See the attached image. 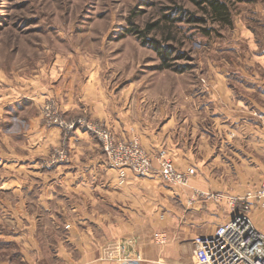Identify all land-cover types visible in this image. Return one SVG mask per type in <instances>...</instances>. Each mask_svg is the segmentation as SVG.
I'll return each instance as SVG.
<instances>
[{"label": "rangeland", "instance_id": "1", "mask_svg": "<svg viewBox=\"0 0 264 264\" xmlns=\"http://www.w3.org/2000/svg\"><path fill=\"white\" fill-rule=\"evenodd\" d=\"M198 1L0 0V264H29L37 251L52 264L58 235L67 234L39 228L30 252L21 238V207H41L38 173L51 172L52 159H67L62 146L51 145L52 131L72 124L93 135L103 153L102 131L114 134L90 109L60 115L57 90L66 84L65 94L84 108L76 78L99 79L114 115H126L131 128L140 122L142 130L159 131L171 112L199 117L216 65L231 73L249 42L264 47V0H221L231 25L216 22ZM43 144L51 145L48 153L34 154ZM262 179H250L246 190ZM161 232L154 236L160 246L167 243H159Z\"/></svg>", "mask_w": 264, "mask_h": 264}, {"label": "crops", "instance_id": "2", "mask_svg": "<svg viewBox=\"0 0 264 264\" xmlns=\"http://www.w3.org/2000/svg\"><path fill=\"white\" fill-rule=\"evenodd\" d=\"M245 47L240 61L231 64L234 75L216 65L212 91L199 117L171 112L159 131L142 130L140 122L131 128L126 115H114L99 79L76 78L84 108L72 92L65 94L66 84L57 90L60 115L70 118L90 109L93 120L106 123L118 139L136 138L155 156L165 150L178 168L195 167L197 174L186 188L168 185L158 175L140 178L131 172L121 184L93 135L72 124L65 130L58 126L51 145L62 146L67 159H52L51 172L38 173L42 210H32L28 203L21 207L20 227L27 229L21 238L28 251L39 243L38 229L47 226L60 233L68 229L57 237L52 264L191 263L196 236L212 234L230 221L237 212L231 200L244 195L250 179L264 177V101L254 100L255 95L264 98V47L256 42ZM48 108L42 106L43 111L53 106ZM51 145L39 146L34 154L48 153ZM154 164L158 166L157 159ZM251 215L264 232V211ZM158 230L168 236L165 245L154 242ZM36 254L28 263L46 264L44 254Z\"/></svg>", "mask_w": 264, "mask_h": 264}, {"label": "built area", "instance_id": "3", "mask_svg": "<svg viewBox=\"0 0 264 264\" xmlns=\"http://www.w3.org/2000/svg\"><path fill=\"white\" fill-rule=\"evenodd\" d=\"M102 147L110 167L118 172L121 184L131 172L140 178L158 175L168 185L187 187L197 174L195 167L178 168L165 150L155 156L138 139L120 140L110 130L102 131ZM155 159L158 166L154 164ZM231 203L237 212L230 221L212 234L198 235L194 239L197 248L193 264H264V232L255 225L251 215L264 211V177L258 187L234 197ZM158 241L165 244L167 235L159 233Z\"/></svg>", "mask_w": 264, "mask_h": 264}, {"label": "trees", "instance_id": "4", "mask_svg": "<svg viewBox=\"0 0 264 264\" xmlns=\"http://www.w3.org/2000/svg\"><path fill=\"white\" fill-rule=\"evenodd\" d=\"M198 4H205L207 14L210 15L214 20H216V22H221L227 25L232 24L231 11L226 2H223L221 0H201L198 1ZM152 26H156V24H150L149 28H151Z\"/></svg>", "mask_w": 264, "mask_h": 264}, {"label": "bare ground", "instance_id": "5", "mask_svg": "<svg viewBox=\"0 0 264 264\" xmlns=\"http://www.w3.org/2000/svg\"><path fill=\"white\" fill-rule=\"evenodd\" d=\"M25 72V71H24ZM37 87V86H36Z\"/></svg>", "mask_w": 264, "mask_h": 264}]
</instances>
